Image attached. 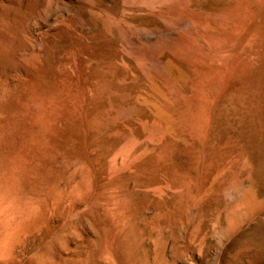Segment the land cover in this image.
Masks as SVG:
<instances>
[{"label":"rangeland","instance_id":"374dc122","mask_svg":"<svg viewBox=\"0 0 264 264\" xmlns=\"http://www.w3.org/2000/svg\"><path fill=\"white\" fill-rule=\"evenodd\" d=\"M0 264H264V0H0Z\"/></svg>","mask_w":264,"mask_h":264},{"label":"bare ground","instance_id":"6f19581e","mask_svg":"<svg viewBox=\"0 0 264 264\" xmlns=\"http://www.w3.org/2000/svg\"><path fill=\"white\" fill-rule=\"evenodd\" d=\"M112 14H113V13L111 12L110 15H112ZM110 15H109V16H110ZM109 16H108V17H109ZM115 19H116V18H115ZM116 21H117V20H116ZM116 21H115V22H116ZM112 22H113V21H112ZM118 23H119V22H118ZM114 24H115V23H114ZM60 25H61V24H60ZM106 25H107V20H106ZM114 26H115V25H114Z\"/></svg>","mask_w":264,"mask_h":264}]
</instances>
